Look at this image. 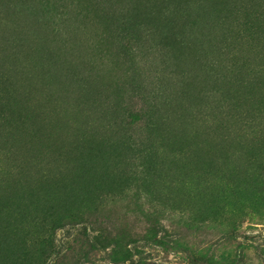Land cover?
Masks as SVG:
<instances>
[{
  "label": "rangeland",
  "instance_id": "rangeland-1",
  "mask_svg": "<svg viewBox=\"0 0 264 264\" xmlns=\"http://www.w3.org/2000/svg\"><path fill=\"white\" fill-rule=\"evenodd\" d=\"M0 264H264V0H0Z\"/></svg>",
  "mask_w": 264,
  "mask_h": 264
}]
</instances>
